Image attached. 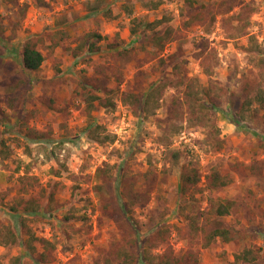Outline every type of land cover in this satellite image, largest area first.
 Masks as SVG:
<instances>
[{
	"label": "rangeland",
	"instance_id": "374dc122",
	"mask_svg": "<svg viewBox=\"0 0 264 264\" xmlns=\"http://www.w3.org/2000/svg\"><path fill=\"white\" fill-rule=\"evenodd\" d=\"M195 1L204 19L197 17L188 25L187 0H124L132 14L120 12L121 0H0V224H10L19 235L16 244L0 245V264H17V256L22 257L20 264H36L26 247L31 235L56 246L52 259L40 264H121L105 258L122 237L119 223L103 211L96 188L97 169L106 163L113 166V180L122 185L127 180L141 186L148 170L155 174L149 203L135 211L136 230L124 231V251L132 252L134 244L148 251V260L135 264H163L166 254L184 256L181 264H264V110L255 103L245 117L236 113L245 80L261 83L264 78L259 61L264 55V0H239L227 14L220 13L226 7L220 0ZM94 5L102 8L92 11ZM245 5L253 12L248 10L245 21L233 18L228 29L226 19ZM108 8L116 18L105 14ZM163 17L171 18L161 28L173 27L172 42L159 51L147 42L144 50L138 40L133 58L116 63L115 52L136 37L135 19ZM232 31L236 37H230ZM88 33L103 36L98 41L101 51L90 53L82 45ZM30 37L44 40L38 48L45 60L37 71L22 62L23 45ZM202 50L211 75L202 65ZM175 65L180 74L195 80L201 95L207 90L218 95L219 106L210 112L220 128L215 138L208 140V128L189 126L185 113L179 120L170 110L174 97L183 102L184 86L168 89L147 117L123 101L124 91H149L171 76ZM88 83L113 88L115 109L98 107L88 117L83 95L98 93ZM8 96L20 97L17 108L7 105ZM51 100L53 109L46 104ZM25 117L43 138L26 135L21 126ZM89 118L105 127L101 135L110 134L114 141L90 139ZM2 141L9 158H3ZM175 151H180L178 160ZM190 163L199 166L203 177L184 193L181 176ZM215 167L229 176V185L207 186L205 175ZM52 192L54 199L49 200ZM112 193L113 187L105 186L102 195ZM32 196L44 197L46 207L40 213L12 211L20 199ZM220 201L232 203L223 216L214 213ZM218 226L231 229L232 239L218 238L206 246L204 234ZM34 246V256L44 250L38 240ZM244 250L251 251V261L237 262L236 255Z\"/></svg>",
	"mask_w": 264,
	"mask_h": 264
},
{
	"label": "trees",
	"instance_id": "16d2710c",
	"mask_svg": "<svg viewBox=\"0 0 264 264\" xmlns=\"http://www.w3.org/2000/svg\"><path fill=\"white\" fill-rule=\"evenodd\" d=\"M93 2L95 0H89ZM105 1V0H102ZM116 1V0H114ZM122 3L120 4V12H124L126 10L129 14L133 13V8L127 3H124V0H121ZM188 4L186 6V16L188 17V25L195 23L196 18L200 17L204 19V15L198 16V12L195 8V0H187ZM239 0H220L219 4L221 6H226L224 10L220 13L227 14L234 10L235 6H237ZM157 4H155V7ZM102 8V5H94L91 9L92 11H98ZM250 9V10H249ZM249 10V12H248ZM253 12L251 7L242 6L238 12H233V16L228 17L226 21L228 22V29L231 26V20L233 18L237 20L245 21L244 18L246 13ZM105 14L109 18H116L117 15H114L112 10L108 8L105 11ZM170 17H163L160 19H155L153 21H146V20H137L136 26L132 28V35L136 37L126 46L117 50L115 52L114 58L116 63H120L121 61L128 62L130 61L133 56L131 55V51L134 49V45L138 40H141L142 47L146 50L145 43H151L154 47H156L159 51L163 50L165 46L172 42L175 37V31L172 26H167L164 30H162V26L166 25L170 22ZM204 22H197V24H203ZM169 25V24H168ZM141 29V30H140ZM243 28L241 27V30ZM230 37H236V32H230ZM86 38L89 40L91 38H95V40L90 41L87 44V41L83 42L82 45L86 47L90 53H97L101 51L102 45L99 44L98 41L103 39V36L99 33H88ZM143 39V40H142ZM44 40L38 37H30L28 38L22 50V62L23 66L32 71H37L42 66L45 56L43 52L38 48L39 42H43ZM121 43H115L112 47H117ZM81 45V46H82ZM252 45H255V42H252ZM256 49H259L256 46ZM158 53V52H157ZM202 65L204 66V70L206 73L211 75L213 73L212 70H209V62L208 56L205 55V52L202 50ZM164 59L161 58V61ZM259 61L261 65H264V55L259 57ZM119 67V66H117ZM264 77V74H262ZM264 78L261 79V83ZM256 83L255 81L245 80L244 86L242 88V92L239 96L240 104L239 108L237 109L236 113L238 117H245V114L251 110L253 105L258 104L259 108L264 110V86L263 83ZM91 84L95 87L97 92L89 91L85 95H83V101L85 103V112L88 117H92L93 110H96L98 107L106 108L114 110L116 107V101L114 99V89L110 88L106 84L102 86H98L99 84ZM84 87H87V83L83 84ZM182 86L185 87L184 89V97L183 102L178 101V96L172 99V108L170 110L175 113L177 119H181L183 116L180 114L186 115V121L189 126L194 127H202L208 128L206 138L210 140V138H215L217 134L220 133V128L213 122L210 112L216 106H219L218 103V95L213 96L211 90H207L204 92V95H201L198 86L195 84V80L193 78H188L179 73L177 69V65H175V69L173 74L170 76H165L162 80L154 83L152 87L147 92H143L136 89L127 90L122 93V99L125 101L129 106L133 108L135 113L143 114L145 117L152 115L155 110L160 106V100L162 99L164 93L170 88H181ZM216 90L218 92L224 91L222 87H218ZM76 94H79L76 91ZM217 97V98H216ZM20 103V97L18 96H8L7 97V105L10 108H17L18 104ZM50 106V108H54L55 105L54 101L51 100L50 102L46 103ZM183 106L184 110L180 108ZM0 108V113H1ZM35 115L33 111L30 116ZM28 117H25L21 126L26 128V135L32 138H43V133L38 131L34 127H30L27 123ZM185 119V118H184ZM237 120H234V123H237ZM86 130L88 132V137L92 140L98 141L99 143L103 144L106 142L114 141V137L110 134H102L105 131V127L100 124H95L92 118H89ZM218 144V140H216ZM3 147L1 148V153L3 158H9L10 153L7 150V146L4 141L1 142ZM4 147L6 149H4ZM221 147V145H219ZM174 158L178 160L180 158V151L173 152ZM106 167H99L97 169L98 179L99 182L96 185L97 192L99 196H101V204L102 209L105 214L119 223V230L121 231L122 237L119 241L114 242L110 247V253L105 255L106 260H118L121 264H124L125 261L131 262V264H135V260H148V256L146 254L147 249H142L141 246L135 245L136 249L132 250V252L124 251V231L133 230L135 231L137 228V219L135 218V211L138 207L146 206L150 199H151V192H152V184L154 183L155 174L152 170H148L145 181L142 183L141 186L139 184H130L127 180L124 181L123 185L117 183L113 180L112 172V165L108 163L105 164ZM252 169L255 168V164H253ZM202 173L198 165L190 163L186 166L182 172L181 176V189L184 193H187L191 186L197 185L202 180ZM207 186L211 189H220L223 188L231 183V179L228 175H224L222 170L215 167L210 170L209 173L205 175ZM120 188L118 189V185ZM105 186L113 187L115 193H112V196L116 197H106L102 195ZM49 200L54 199V192H52L49 196ZM50 204V202H49ZM44 197L39 196L35 197L32 196L30 198H22L16 205L12 206V211L18 212L22 210L26 213H33L37 214L40 213L41 209L44 206ZM21 207V208H19ZM232 207V203L230 202H215L214 213L218 216L226 215L230 212ZM23 219V218H22ZM194 231H198L199 227L197 223H193ZM232 230L226 227H215L210 232L204 234L205 245L210 246L214 241L218 238L223 239L224 241H230L232 239ZM131 234V233H130ZM130 234L126 236L127 240L130 238ZM28 239L26 243V247L28 253L34 259L36 264L46 263L52 259L50 252L55 249V244L45 238H38L34 235ZM38 240L43 245V251L36 256V247L34 246L35 241ZM19 241V235L16 230L10 224H0V245L2 246H11L16 244ZM134 242H137L135 240ZM250 250H244L242 253L236 255V261L247 263L251 261L250 258ZM164 263L169 264L168 260H170L173 264H181L184 262V256L182 258L174 257L171 254H166L163 257ZM14 260H19L17 264H20L22 260L21 256H17Z\"/></svg>",
	"mask_w": 264,
	"mask_h": 264
}]
</instances>
